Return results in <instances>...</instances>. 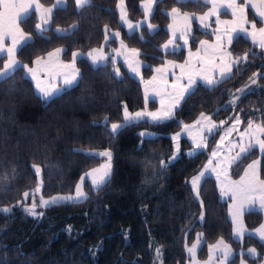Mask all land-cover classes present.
Wrapping results in <instances>:
<instances>
[{
	"label": "trees",
	"instance_id": "16d2710c",
	"mask_svg": "<svg viewBox=\"0 0 264 264\" xmlns=\"http://www.w3.org/2000/svg\"><path fill=\"white\" fill-rule=\"evenodd\" d=\"M50 6L54 0H40ZM143 0H125L132 20L144 17ZM118 0H90L77 8L75 0L56 8L48 30H35L38 17L32 12L21 23L33 39L17 58L31 66L35 59L63 47L62 58L70 60L74 51L87 52L100 47L106 29L121 32L125 43L138 49L144 78L154 73L166 60L184 61L186 49L163 52L161 45L169 39L168 11L204 14L210 4L202 0H158L150 21L155 32L143 26L127 33L120 21ZM250 20H256L249 11ZM78 25L76 30L70 29ZM214 23H212L213 25ZM67 29L58 33L56 29ZM211 29H201L194 22L190 48L196 49L204 39H212ZM234 58L250 53L247 61L234 67L229 79L215 87L198 84L186 95L174 116L162 122L147 120L126 123L111 134L113 123L124 122V106L131 112L143 109L141 84L123 71L114 75V64L94 66L79 58L80 78L76 85L60 94L42 99L26 76L25 68H17L10 78L0 83V207H10V213L0 212V261L3 264H154L155 248L163 251L164 264H187L186 245L199 232L204 244L199 252L206 257L209 244L224 239L235 250L228 264H239L241 249L254 246L259 251L251 264H259L264 256V243L246 235L237 240L228 214V202L219 197L216 180L205 177L195 198L190 179L205 165L220 134L216 131L205 150L188 155L191 143L181 140L180 154L175 156L172 135L183 124L193 122L201 112L219 122L239 115L242 127L248 121L264 122V50L243 35L230 44ZM6 57H0V69ZM260 89L247 92L233 106L228 104L232 93L243 86L255 73ZM157 107L150 101L148 107ZM232 115V116H231ZM107 117V121H105ZM229 119V120H230ZM155 136H147V133ZM140 133H145L141 136ZM112 152V172L105 186L93 190L89 182L87 199L59 203L47 207L41 218L28 216L21 206L24 193L33 195L38 176L33 165L41 169L42 194L73 192L78 179L98 166L102 158L88 155L90 150ZM177 157L171 164L167 162ZM261 158L264 178V156L254 148L231 167V176L239 178L247 164ZM165 161L166 167L159 162ZM19 202V203H18ZM203 211L204 219L200 220ZM260 212H247L245 222L252 229L260 225Z\"/></svg>",
	"mask_w": 264,
	"mask_h": 264
},
{
	"label": "crops",
	"instance_id": "0c3cea01",
	"mask_svg": "<svg viewBox=\"0 0 264 264\" xmlns=\"http://www.w3.org/2000/svg\"><path fill=\"white\" fill-rule=\"evenodd\" d=\"M254 2H258V0H254ZM38 3L42 5L43 8H53V12L51 14L53 16L54 10L56 9V7H54L56 5V0H54L53 4L50 6H46L42 4L40 0H38ZM237 3L245 4V0H237ZM118 4H119V0H118ZM124 4H125V0H124ZM142 4H143V1L141 2V7H142ZM65 5H66V0H64V4L60 8L64 7ZM154 5L155 4H153L152 6L153 10H154ZM211 7L212 5L210 4V8ZM117 8L119 11V15L121 17V13H120L118 5H117ZM35 9H36V4L33 3L32 8L29 11L31 13L35 12L38 17V23H41L40 15L43 9H41L39 12L36 11ZM123 9L126 12V20L133 25L134 31L140 30L143 26L147 27V29L150 32H155L157 30L158 28L157 25L153 24L150 21L153 11L151 14L147 16L144 13V17L139 20H132L128 14L126 4H125V7H123ZM171 10L168 11V14L171 13ZM208 10L206 12H208ZM5 11L6 10L4 9L3 5H0V12H5ZM245 11H246V16H247L248 21L250 22L253 21V20H250L248 17L249 11H251L254 14L255 18L259 20V18L256 16L255 10L251 7V4L245 5ZM185 13L187 12L179 11V13L169 15L170 23L167 26V30L169 32V39L164 44L161 45V49L163 52L178 51L181 48L186 49L187 53H186V58L184 61L180 62V61H175L171 59L166 60L163 64L155 67L154 73L152 74L151 77L144 78L142 71L146 63L142 60L140 56L141 52L136 48L129 47L123 40V37L120 31L106 29L105 31H106L108 38L104 40V42L102 43L100 47L93 48L96 51H93V49L87 52L74 51L80 54L75 60L74 68L79 70L77 66V60L79 58H86L92 65H94L92 63V57H96V58H99L101 56L106 57V59L99 61V63L95 64L94 66L105 65L109 63V61H111L114 64V69H119V72H120L119 77L123 75V71L127 72V74H129L130 76L134 77L136 80L140 82L141 87H142L144 101L146 103V105L143 108L144 112L154 111V110L149 109L148 107V103L150 101H155L157 103L156 108L158 112L161 110L162 105L163 107H168L173 103V98L179 94V92L182 90L183 87L187 86L190 76L192 77V79L196 81V84L191 89V91L198 84H203L205 86H208L205 83V79L220 80L221 71L225 69L227 66L231 65L233 61L236 59L233 57V55L230 52V44L234 39L233 38L230 42V37L234 36L231 29L238 27L240 23L239 21H236V23H233V24H224V23L218 24L216 22L217 17L210 16L205 21L208 27H203L199 19H197V17L204 15V14L195 15V14L187 13L188 18H186L184 15ZM234 19L235 18L232 16L230 9L221 10L219 14L220 21H233ZM194 22L201 29H212L214 34H213L212 39L202 40V41H205L206 43L201 44L200 42L196 49H191L190 39H191ZM121 23L124 26L127 33L134 32L132 29L128 27V23H125V25L122 21ZM212 23L214 24L212 25ZM149 24L154 25L155 29L150 30L148 28ZM169 25H171V27H169ZM256 26L258 29L264 26V24H261V25L257 24ZM245 27H247L249 31H251L250 23L246 24ZM20 28L23 30L21 25H20ZM70 29H72V26L70 27ZM24 32L30 35L31 38L33 39L30 33L26 31ZM64 32L65 31H61L58 33H64ZM116 32H119L118 37L114 36V33ZM184 34L186 35L185 38L183 40L180 39L181 36ZM240 35L245 36L244 34H240ZM247 38L251 40V37H247ZM169 41H171V43H169ZM10 45H11L10 38L6 39L5 46L8 47ZM165 45H167V47H165ZM255 45L258 46V44H255ZM58 48L63 49V51L60 53H56L55 52V50L57 49L56 48L51 51V53H54L53 56L49 57L48 54H46L45 56L39 57L38 62H37V59H35L31 66H28V68H25L26 76L32 81L36 89V92L38 93L40 97H42L43 95L40 92V89L51 91L53 93V95L51 96L52 98L60 94L64 90L69 89L77 84V83L73 84L72 86L65 85L64 83L65 77L70 76L72 74L73 68L71 67L66 68L64 67V65H71L73 63V57H71V59L68 61L64 60L62 58V55L65 51V48L63 47H58ZM132 49H136L137 51L133 52ZM89 52H92V57L88 56ZM3 56L6 57V60H5L6 62L7 55L5 54ZM15 58L16 60L20 62V60L17 58V54ZM132 68L136 69V71L131 72ZM2 69L3 67L0 70ZM29 69H31V71H29ZM157 69H160V71H157ZM233 70H234V67L232 68V73H233ZM79 73H80V70H79ZM33 75H35V79H33ZM154 77L155 79H153ZM79 78H80V75L77 77L78 81H79ZM38 83L40 85V88H37ZM145 94H147V101L145 99ZM187 94L188 93L185 94V97ZM49 99H44V100H49ZM182 101L183 100H181V102ZM178 107H176L173 110V116L176 110L178 109ZM123 113H124V110H123ZM129 113H131V111H129ZM205 116L210 117L208 114H205ZM235 117L236 116H234L229 121L222 120V121L227 122L223 125L220 124L221 121L216 122L212 118H211V123L207 120H203L200 118V115L193 121V122H196L197 120H200V122L205 123L209 126H211L212 123L216 125V128H214L212 132H208V131L204 132L205 144L201 149L196 151V149H194V147L192 146L193 148L192 152L196 151L195 154L197 152L205 150L208 144V139L216 131L220 130V134L215 142L213 149L211 150L209 154L208 160L206 161L203 168L193 177L200 176L199 191H200L201 184L205 177L210 176L216 180V185H217L220 199L222 201L228 202V214H229L230 220H232V216L230 213V207L232 211H235L237 206H239L240 204H243L244 206L243 215L240 217V220L243 224V227L246 229V231L244 232V235L242 237H238L233 232L234 237L237 240H243V238L246 235H249V236L256 238L261 243H264V241H261L259 239L258 234L255 233V230L259 228L261 224H264V211H254V212H260L263 215V220L260 223V225H258L257 227L250 229L247 227L246 222H245V214L247 212H250L248 211L250 204L248 200L246 199V197H249V196L258 197L259 196V192L245 193V192H242L238 187V182L240 181V178L244 175V170L247 168V166L244 168L239 178L235 179L231 176L232 165L235 164L237 161H239L246 154H243L241 158L236 161H233V158L236 157L237 153L240 150V147H244L249 143V135L248 134H244L243 136L241 135L242 133H244V130L247 128L248 125L245 127H242L241 122L239 124H235V121H234ZM145 118L146 119L144 120L153 122L151 117H148V118L145 117ZM166 120H169V119H165L162 121H166ZM136 121H143V120H140V119L132 120L129 123L136 122ZM253 124L255 127V125L258 123L253 122ZM229 128H233L234 130L228 133L226 130ZM252 142L255 143V137L252 138ZM256 149L258 150L260 156H264V153H261L258 147H256ZM190 151H191V148L190 150L189 149L187 150V154ZM214 151L216 153L215 155H213ZM254 160L259 162L256 166L255 171L258 173L259 178L261 180H264V178L261 177V158L258 157V158L253 159L252 161ZM252 161H250L248 164L252 163ZM201 173H203L202 176L200 175ZM192 178L190 179L191 188H192V183H191ZM193 193L195 195L194 191ZM199 200H200V197H199ZM253 207L255 208L259 207L258 199L256 201V204ZM198 234H202V235L199 236L200 242L196 249L194 260L190 259V255L186 249L187 255L189 257L187 264H220V261L223 260V245H220L219 247H214V246H216L217 242L220 241L221 239H218L216 242L209 244L206 249V257L200 258L199 252L204 244L205 239H204V234L202 232H199ZM198 234L196 235L195 240L191 244H188L187 247H191L193 243H197ZM223 242L225 245H227L232 250V253H233V256L230 257V259L226 262V264H228L229 261L234 257L235 250L224 239H223ZM210 246H213V247H210ZM252 248L256 250L255 257L249 255L247 251L248 249H252ZM239 253L242 256L239 264H241V260L244 261V264H251L248 261V259H256L259 256V251L254 246L241 249ZM209 257H211V259H209ZM259 264H264V256L259 262Z\"/></svg>",
	"mask_w": 264,
	"mask_h": 264
},
{
	"label": "snow or ice",
	"instance_id": "6c2138e0",
	"mask_svg": "<svg viewBox=\"0 0 264 264\" xmlns=\"http://www.w3.org/2000/svg\"><path fill=\"white\" fill-rule=\"evenodd\" d=\"M158 0H143V10L145 15H149L153 11V4L157 3ZM204 4H211L212 7L208 10V12L204 13V15H201L197 17L199 19L201 25L203 27H208V25L205 23L206 19L210 16H216L217 17V23H224V24H233L236 23V21H239V26L232 28L231 31L234 34V36L230 37V42L235 36H239L240 34H244L246 37H251L252 43L258 44L259 48L264 50V26L260 27L257 29V21H248L247 16H246V11H245V5L246 4H251V7L255 10L256 16L259 18V22L261 24H264V0H258V2H254V0H245V4H238L237 0H202ZM33 3L36 4V11H40L43 9L41 15H40V20L41 23H37L35 25V30H37L39 33H43L44 31L48 30V27L50 26V21L52 19V12L53 8H43L42 5L38 3V0H0V5H3L4 9L6 10L5 12H0V57L3 55H7V61L3 65V69L0 70V83H2L4 80L10 78L11 74L17 70V68H28V65L26 64H21L18 60H16V54L18 51H22L24 47L27 46L28 42L32 39L30 35L26 34L21 28L20 24L25 22L27 19L30 18L31 12L29 11L32 8ZM64 4V0H56V5L54 7L60 8ZM75 4L77 8H81L84 6H87L90 4V0H75ZM124 5V0H119L118 7L121 8V21L124 23H128V27L130 29H133V25L126 20V12L123 9ZM231 10L232 16L235 18L233 21H220L219 20V14L221 10ZM178 8H173L171 10V14H176L179 13ZM186 18H188V14H184ZM251 24V31L247 27H245L246 24ZM107 25H105V29H107ZM171 27V25H169ZM78 28V25L74 24L72 25V30H76ZM148 28L150 30H154L155 26L149 24ZM57 32L61 31H68L67 29H56ZM114 36L118 37L119 32L114 33ZM259 37V39H257ZM11 40V45L6 47L5 46V41L6 39ZM107 34L105 35V39H107ZM171 43V41H169ZM206 43L205 41H201V44ZM167 47V45H165ZM63 49L57 48L55 50L56 53L62 52ZM93 51H96L93 49ZM133 52H136V49H132ZM54 53H48V56L51 57L53 56ZM80 55L77 52L72 53L73 57V63L71 65H64V67H71L73 68V72L70 76H66L64 83L67 86H72L73 84L78 83L77 77L80 75L79 70L74 68L75 60ZM250 53H245V55L241 57H237L233 63L229 66H227L225 69H223L220 73V80H213V79H205V83L210 86V87H215L218 84L226 81L229 79L232 75V68L236 67L237 70H239V64L242 62L247 61L248 56ZM89 57H92V52L88 53ZM106 59V57H92V63L98 64L99 61H102ZM39 61V58H37V62ZM31 71V69H29ZM133 71H136V69H133ZM157 71H160V69H157ZM114 75L119 76V69H114ZM256 75V74H254ZM33 79H35V75H33ZM155 79V77L153 78ZM252 83H255V80L252 81ZM196 81L192 79V77H189L188 84L186 87H183L182 90L179 92L178 95H176L173 98V103L168 106V107H163L160 111L158 112H136L133 116V114L129 113L127 110V106H124V122L129 123L134 119H139L143 118L145 116L151 117L153 122H160L165 119H171L173 116V110L180 105L181 100L185 98L186 93H190L191 89L195 86ZM175 87V86H174ZM37 88H40L39 83L37 84ZM241 92L244 91V89L239 90ZM40 92L43 94L42 99H49L53 95L51 91L45 90V89H40ZM145 99L147 101V94H145ZM238 99V98H237ZM234 103V101L232 102ZM200 118L203 120H207L211 123V117L205 116L203 112L200 113ZM105 121H107V117H105ZM235 124H239L240 118L239 115H237L234 118ZM125 123H113L111 125V134H116L121 128L125 126ZM197 124L200 123V120L196 121ZM227 123L226 121H221L220 124L223 125ZM189 126L185 125V128ZM216 128V125L214 123L211 124V126L208 128V132H212L213 129ZM233 128H229L226 131L230 133L233 131ZM244 134L249 135V143L244 146L240 147L239 152L237 153L236 157L233 158V161H236L241 158L243 154L249 153L251 150L254 148L258 147L259 151L261 153H264V122L261 124H256L254 127L253 121L249 120L248 121V126L244 130V133L241 135L243 136ZM141 136H144L145 133H140ZM179 136V134H177ZM255 137V143L252 142V138ZM175 139V137H174ZM223 139V137H222ZM203 145L202 144H196V148L199 149ZM195 152L189 153V155H194ZM215 151L213 152V155H215ZM88 155H96L95 153H88ZM100 156H106L108 158V163L104 164L101 166L103 171L101 169H92L89 173H86L87 176H91V186L93 190H99L103 186H105L110 178L111 175V159H112V154L111 151H104L101 153H98ZM177 159V157H172L167 163L171 164ZM259 162L254 160L252 163L247 165V168L244 170V175L240 178V181L238 182V187L242 192L245 193H256L259 192V196H249L246 197L248 200L250 207L248 211H264V180H261L259 178L258 173L255 171L256 166ZM160 167H166L167 164L165 161H160L159 162ZM35 168V173L39 175L41 169L35 165H33ZM98 175H94L97 174ZM201 176L203 173L200 174ZM85 177H82L81 180L83 181ZM199 181H200V176H195L192 178V189L195 192V198L199 200ZM40 190L39 186L37 187L36 191L38 192ZM29 195L28 192L24 193V197L27 198ZM81 199H87V193H85L82 190V184L78 183L76 185V194L75 196H56V197H51L50 199H44L43 197H40L39 200V205L41 207H53L56 206L57 204L61 202H77ZM257 199L259 200V207L255 208L253 207L256 204ZM19 203V202H18ZM200 206L203 209V201L200 200ZM36 207L37 203L36 201L33 202L31 207L25 208L24 210L27 212V214L31 216H38V215H43V213H37L36 212ZM243 204H240L239 206L236 207L235 211H232L230 207V213L232 216L231 223L233 225V232L238 236L242 237L244 235V232L246 229L243 227V224L240 220V217L243 215ZM10 207H4L0 208V212L2 213H10L11 212ZM200 220L204 219V213L201 211L200 213ZM255 233L258 234L259 239L261 241H264V224H261L259 228L255 230ZM202 234H198L197 237V243H193L191 247H187L186 249L190 255V259L194 260L195 259V252L198 247V244L200 242L199 236ZM220 245H223V260L220 261V264H226V262L230 259V257L233 256L232 250L224 244L223 239L217 242V245L214 247H219ZM213 247V246H210ZM249 255L255 257L256 255V250L254 248L248 249L247 250ZM157 253V258L159 259L160 257V249H156ZM211 259V257H209ZM0 264H3L2 261H0ZM241 264H244V261L241 260Z\"/></svg>",
	"mask_w": 264,
	"mask_h": 264
},
{
	"label": "rangeland",
	"instance_id": "374dc122",
	"mask_svg": "<svg viewBox=\"0 0 264 264\" xmlns=\"http://www.w3.org/2000/svg\"><path fill=\"white\" fill-rule=\"evenodd\" d=\"M123 7H125V4L123 5ZM119 10H120V13H121V8L120 7H119ZM124 25H125V23H124ZM185 36H186L185 34L182 35L180 39L183 40L185 38ZM257 39H259V37H257ZM131 72H135V71H133V68L131 69ZM119 74H120V72H119ZM255 74L256 75L251 76L250 79L243 86L239 87L238 89H236L232 93V95L229 98L228 104H231V105L234 106L238 102L239 98L242 97L247 92L254 91V90H259L260 89V83H259L258 77L261 75V73L257 72ZM253 80H255V83H252ZM241 89H244V91L243 92L239 91ZM233 101H234V103H232ZM149 109H151L150 106H149ZM155 109H151V110H154V111H151V112H157V108H155ZM137 112H144V109H141V110H139ZM135 113L136 112H131V114H133V115ZM145 117L148 118V116H145ZM145 117L139 118V119L140 120H144V119H146ZM139 119H134V120H139ZM229 119H230V117H227L225 120H228L229 121ZM185 125H187L189 127L185 128ZM209 127H210L209 125H207L205 123H202V122H200L199 124H197L196 122L183 124L181 130L178 131V132H176V133H174L172 135V139H173V143H174V154H175V156H177V155L180 154V151H181V140L183 138H186L191 143V145L194 147V149H196V151H198L199 149H201L204 146V144H205L204 132L205 131H208V128ZM177 134H179V136H177ZM147 136L150 137V136H155V135L148 132L147 133ZM174 137H175V139H174ZM208 142H209V140H208ZM196 144H202L203 146L201 148L197 149L196 148ZM192 149L193 148H191V151L189 153H192ZM106 150L103 149V150H90L89 151V153H95L96 154L95 156H98V157L102 158L101 163L98 166H96V167H94L92 169H101V171H103V169L101 168V166L108 163V158L106 156H100V155H98V153L104 152ZM108 151H110V150H108ZM196 151H194V152H196ZM111 154H112V152H111ZM37 167H39V166H37ZM92 169H90L87 172H85L84 174H82V176L78 179V181L76 183V185L78 183L82 184V190L85 193H87V191L85 189L86 182H89V184L91 185V180H92V177L91 176H87L86 177V173H89ZM111 172H112V159H111ZM94 175H98V173L97 174H94ZM37 176H38V182H37V185L35 186V188L33 189V195H31V196L28 195L27 198L24 197V199H23V201L25 202V204L21 206V209L26 214H27V212L24 209L25 208H28V207H31V205L33 204L34 201H36V203H37V207L35 209L36 212L37 213H43L44 214V211H45V209L47 207H41L39 205L40 197H43L44 199H50L51 197H56V196H65L66 197V196H75V194H76V185H75V189H74L73 192H69V193H57V194H54V195H51V196H44L42 194L43 183H42V179H41V171H40L39 175H37ZM82 177H85V179L83 181L81 180ZM38 186H39L40 190L37 192L36 189H37ZM87 195H88V193H87ZM81 200H83V199H81ZM61 203H66V202H61ZM0 208H4V207H0ZM27 215L28 216H31L29 214H27ZM42 216L43 215L31 216V217H33V218H41ZM157 248L160 249V257H159V259L157 258V253H156V249ZM188 259H189V257H188ZM154 264H164L163 263V251H162V248L160 246H157L155 248Z\"/></svg>",
	"mask_w": 264,
	"mask_h": 264
}]
</instances>
